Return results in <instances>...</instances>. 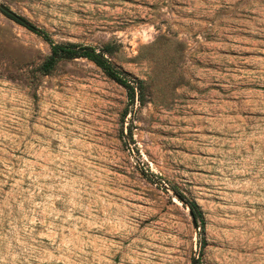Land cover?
Returning <instances> with one entry per match:
<instances>
[{"label": "rangeland", "instance_id": "obj_1", "mask_svg": "<svg viewBox=\"0 0 264 264\" xmlns=\"http://www.w3.org/2000/svg\"><path fill=\"white\" fill-rule=\"evenodd\" d=\"M2 5L0 264H264V0Z\"/></svg>", "mask_w": 264, "mask_h": 264}, {"label": "trees", "instance_id": "obj_2", "mask_svg": "<svg viewBox=\"0 0 264 264\" xmlns=\"http://www.w3.org/2000/svg\"><path fill=\"white\" fill-rule=\"evenodd\" d=\"M0 10L18 23H21L42 35L43 38L49 43L51 47V53L40 66V71L42 73L50 74L62 61L74 60L77 58H87L99 66L110 78L127 87L132 96L135 95L136 89L134 84H131L126 74L118 69L111 60L110 55L113 53V48L109 44L99 49L95 46L85 45L77 42H57L47 32L26 21L24 18L12 12L9 8L1 7ZM135 84L138 86L140 84L139 80H135ZM181 197L187 203L193 216L197 220L203 221L204 218L202 216L200 206L196 202L188 200L182 194Z\"/></svg>", "mask_w": 264, "mask_h": 264}, {"label": "water", "instance_id": "obj_3", "mask_svg": "<svg viewBox=\"0 0 264 264\" xmlns=\"http://www.w3.org/2000/svg\"><path fill=\"white\" fill-rule=\"evenodd\" d=\"M1 7H2V8H7L5 5H2Z\"/></svg>", "mask_w": 264, "mask_h": 264}]
</instances>
